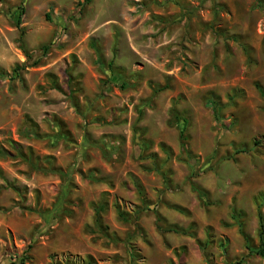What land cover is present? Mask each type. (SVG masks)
Instances as JSON below:
<instances>
[{
	"label": "rangeland",
	"instance_id": "obj_1",
	"mask_svg": "<svg viewBox=\"0 0 264 264\" xmlns=\"http://www.w3.org/2000/svg\"><path fill=\"white\" fill-rule=\"evenodd\" d=\"M259 206L264 0H0V264H264Z\"/></svg>",
	"mask_w": 264,
	"mask_h": 264
},
{
	"label": "trees",
	"instance_id": "obj_2",
	"mask_svg": "<svg viewBox=\"0 0 264 264\" xmlns=\"http://www.w3.org/2000/svg\"><path fill=\"white\" fill-rule=\"evenodd\" d=\"M21 13L23 12V8L21 7ZM17 23L18 25L20 24V18H18L17 20ZM258 88H260L259 86H257ZM163 88H159V90H162ZM177 117V116H176ZM182 120V123H183V126L182 128L180 129V138L183 140L181 142V145L182 146H185L184 142H185V124L187 123V120L186 119H181ZM192 188L194 189V191L197 192L198 194V197L201 199L202 202H205L206 200V195H205V191L196 187V186H192ZM101 208H104L101 206ZM178 211H181V208L179 207H175ZM120 216L123 218L124 217V214L122 212H120ZM158 220L160 218V216L158 215ZM258 219H259V248L256 250L260 255L264 256V216L262 214V211H261V207L259 206L258 208ZM95 222L98 224V225H101V216H100V210L99 208L96 209V217H95ZM239 227H240V231L241 233L244 235V237L247 238V236L244 234L243 230H242V224H239ZM171 230H174L176 231L175 228H171ZM184 233V232H183ZM87 264H95V259L92 257V256H88L87 257ZM21 264H24V261L21 262ZM52 264H55V263H52Z\"/></svg>",
	"mask_w": 264,
	"mask_h": 264
}]
</instances>
